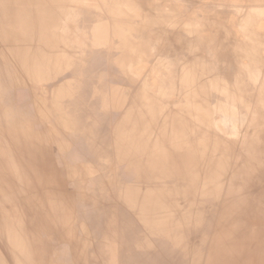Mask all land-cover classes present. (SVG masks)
Listing matches in <instances>:
<instances>
[{"label":"bare ground","instance_id":"6f19581e","mask_svg":"<svg viewBox=\"0 0 264 264\" xmlns=\"http://www.w3.org/2000/svg\"><path fill=\"white\" fill-rule=\"evenodd\" d=\"M192 1L0 0V255L6 264L36 262L29 240L36 233H29L25 212L34 215L31 227L45 226L41 230H54L68 243L57 247L46 239L47 253L40 252L37 264H76L89 247L113 262L118 237L111 225L101 230L102 214L109 208L100 204L115 200L114 166L100 120L111 123L110 89L120 93L122 86L132 95L133 78L142 83L140 98L150 120L134 141L144 142L150 156L149 166H128L131 175L141 170L166 178L165 163L173 157L195 164L200 148L186 146L180 153L182 146L169 144L178 140L177 131L183 139L207 131L197 113L203 104L208 122L251 136L252 143L240 151L250 161L241 173L264 176V154L255 153L264 146V131L256 130L264 125V1L245 0L238 12L235 0L206 1L212 4L207 10L193 7ZM253 1L259 10L252 9ZM183 20L186 27L178 31ZM137 40H149L154 51L164 53L145 52ZM16 90H21L18 97ZM189 98L192 117L186 111ZM134 141L127 137V145ZM127 145L119 147V159L129 155ZM207 147L211 153L213 146ZM96 164H104L103 173L109 174L101 177ZM117 171L123 174L119 166ZM146 187L144 204L151 208L159 196L157 186ZM158 189L165 190L166 200V187ZM167 189V201L175 202L178 188ZM136 199L135 194L134 204ZM256 200L264 213V192Z\"/></svg>","mask_w":264,"mask_h":264},{"label":"rangeland","instance_id":"374dc122","mask_svg":"<svg viewBox=\"0 0 264 264\" xmlns=\"http://www.w3.org/2000/svg\"><path fill=\"white\" fill-rule=\"evenodd\" d=\"M262 10H264V5L262 6ZM203 77L201 79L204 81L206 78ZM20 91L16 90V97L20 95ZM199 102L201 101L197 100V105H199ZM201 106V112H198V109L197 113L201 116L200 118H203L207 122L205 126L207 131L204 132L202 128V130H199L195 139L185 138L184 141H179L181 143L180 145H177L182 146V148L177 149L181 151L180 153L183 150H188V148H183L186 146L195 145L196 149L200 148L195 159V164L188 165L185 159L180 161L173 157L165 163V169L168 170V176L166 178H156L150 172V176L144 175L143 173V175L138 176L140 179H133V182L136 184L141 181L142 184L147 186L146 189H150V184H155L158 187H166V192L164 193V198L166 199L164 202L165 211L171 208V215L174 216L175 221L178 223L174 228L180 234L175 236L176 242H178L177 246H190V249L192 248V256L189 257L187 255L185 257L190 258L189 264H264V213L261 211V205L258 208V203H256V199L264 192V176H246V174L241 173L244 167H249L250 161L245 160L240 151L243 145L252 143L248 139L251 136L249 135L247 138L248 133L237 131L234 127L213 125L208 122L207 109H205L203 104ZM249 110L251 112L253 111L252 109ZM248 118L251 120L249 116ZM215 119L217 118L215 117ZM111 125L112 123L107 124L105 121L100 120V129L103 132L102 135L105 138V144L110 148L112 146L109 140V128ZM233 128L235 132H233ZM257 129H260L258 130L260 132L264 131V125L256 127ZM209 144L213 146L211 153H209L208 149L210 147L204 148V146H209ZM169 145L172 148L176 147L175 141ZM229 151L232 152L230 156ZM171 152L172 150L166 155H171ZM257 152L264 154V146L257 149L255 153ZM148 156L150 155L148 154ZM92 159L94 160V158ZM133 160L139 164L135 165L137 169H140L143 164L149 166L147 156L140 157V160L138 158L134 159L133 156ZM118 166L120 169L123 168L124 174H130L131 170H129L128 166H124V164H118ZM98 167L101 177L109 174V172L106 174L103 173L104 164ZM140 171L137 170L136 174H140ZM115 173L113 180H111V183L114 185L113 190L116 192L115 200H119L125 206L130 203V199L127 196V192H121V186ZM104 183L108 184L107 181ZM167 186L170 188H178L173 196L175 202L180 204V207L171 205L170 201H167L171 196ZM124 189L128 188L126 187ZM134 197L135 194H132L131 200L133 204ZM112 200H114V196ZM107 201H111V199ZM107 201L105 200L104 203ZM104 209L105 207H103ZM117 209L119 210L118 207ZM115 210L116 207L112 206L106 212H103L101 217V230L105 231V227L111 225L112 232L118 237L120 226L117 229L112 226L114 218L116 217ZM256 211H261V213L253 215V212ZM24 218L26 224L30 226V228H27L29 233L30 230L31 233L33 230L36 233L35 236H30L29 234V240H33L32 244L34 246L32 248L35 252L37 250L42 254L47 253L46 244L44 243L46 239L54 243L58 239L61 240L59 237L60 234L56 231L41 230L45 226L31 227L34 215L32 217L25 212ZM116 219L117 224H119V218ZM132 220L134 221V218ZM189 227H191L192 242H188L181 234L183 230H188ZM164 238L168 240L170 237L166 235ZM143 239V244L150 243L146 236ZM116 240L119 243V237ZM151 245L157 250L160 249L156 242H152ZM177 246L175 247L176 256L173 262L174 264H184L183 259L179 255L182 249H189ZM119 252L120 250L118 249V257L112 253L113 262L111 264H119ZM95 258L94 250L88 249L87 253L85 251L83 255L82 264H95ZM109 261L108 259L107 264H110ZM0 264H6V261L1 255ZM161 264L167 263L162 262Z\"/></svg>","mask_w":264,"mask_h":264},{"label":"crops","instance_id":"0c3cea01","mask_svg":"<svg viewBox=\"0 0 264 264\" xmlns=\"http://www.w3.org/2000/svg\"><path fill=\"white\" fill-rule=\"evenodd\" d=\"M206 1H210V2L216 1L217 2L218 0H195L194 2L192 1V3H189V4L192 5L193 7L198 8V9H202L201 7H203V9L207 10L209 8L208 5H212V4H207ZM235 1L237 3V6H233V10H235L236 12H238L239 10L242 11L244 8L240 7V5L241 6L245 5V0H241L242 2L240 4H239V0H235ZM180 4H182L183 7L185 8L184 3H180ZM253 8L259 10V5L256 7L255 1H253L252 9ZM237 21H238V18H237ZM160 22H162V21L160 20ZM184 22H186V20L178 22L177 28H176L178 31L181 29L184 30V28L186 27L183 24ZM162 23H164V22H162ZM164 24L167 25V23H164ZM125 25L127 26L126 28L129 31L137 32L136 27H134L132 24H125ZM146 25H148V24L146 23ZM109 34H110V31H109ZM125 39L127 40L128 38H124V41H125ZM136 43H140L139 44L140 49L144 50L145 52H148V53H152V52L164 53V50H160V51L156 50L157 52L154 51V49L151 45V42L149 40H146V41H143V40L138 41L137 40ZM144 43H147V44H144ZM116 52H117V50H116ZM109 54L111 56L113 54V51L112 52L110 51ZM170 54H171V52H169V55ZM164 57H165V55H164ZM170 57H171V55H170ZM189 62H190V59L188 60V63ZM165 63L166 62L162 63V65H164L163 67H165ZM167 63H169L167 67L171 66L170 61H167ZM179 64L180 63L173 64V67H175V65L178 66ZM186 64H187V62H186ZM187 68H189V71H190V67L187 66ZM111 72H112V70L109 71L110 74H111ZM112 80L117 82L115 79H112ZM139 81H140V79L137 77H136V80H135V78L130 80V84L132 86L131 89L134 91V93L132 95L129 94L127 96V94L122 91V86H120L121 89L119 87L120 93H116V91L113 90L112 88L110 89V92H109V95H110L109 96L110 97L109 115H110V119H111V123H112L111 127L109 128V140L111 141V145L113 146V147L111 146L112 156L110 159H111V163L114 166V172H116L115 174H117V177H118V180H119V183L121 186L120 190H121V192L123 191L124 193L127 192V196L130 199V203L126 204L124 206L122 202H120L119 200L116 199V200L107 201L106 203L100 204V206L105 207V208H111L112 206L116 207V210H115L116 211V217L114 218V222L112 223V226L115 227V229H117V227L120 226L119 232L117 231L119 233V236H118L119 237V243L118 242L116 243V244H118L117 246H118V249L120 250V252H119L120 258L118 259L119 264H157V263L161 264L162 262H166L167 264H174L173 259L176 256L175 255V247L178 244V242H176L177 240H176L175 236H178V234H179L176 230H174V228L176 227L175 225L178 223L175 221L174 216H171V212H172L171 208L169 209V212H168V210L165 211V204H164L165 200H162V197H163L162 196V194H163L162 190H159L158 189L159 187L157 186L156 194L159 196L158 197L156 196L155 205L153 207L149 208V206L144 204L143 187L145 184H142L141 181L139 183H136V184H134V182H133V179L134 180L140 179L138 176H141V173L140 174L135 173L134 175L130 174V175H127L124 177V172H123V174H120L117 171L118 164H124L126 166L139 165L138 163H136L133 160V156H134V159L138 158L140 160V157L148 156V154L150 155V152L146 150V147H144V142H141L138 140L134 141L136 138L141 137L145 126L149 125V121H150L149 118L148 117L146 118V116L144 115V110L146 107L144 105L145 100H144V98H140L141 96H143L144 92L142 91L143 88L141 87L142 83ZM132 83H134V84H132ZM112 90H113V92H111ZM133 100H135V101H133ZM191 101H193V100H191L189 98V100H188L189 106H188L187 111L192 114L191 115V117H192L193 113L195 114V112H194L193 107L191 106ZM111 104L114 106L115 109L111 106ZM174 105H178V102H176ZM113 110H114V112H113ZM115 127H117V128H115ZM176 134L178 135V141L177 142L175 141V145L177 146V145L181 144L179 141H184V139H183V136H181V133L179 131H177ZM120 136H121V141H120ZM122 136L125 137V140L122 138ZM128 136H130L131 139H133V141H134V142H132L133 144L127 145V137ZM160 144L165 145V143H160ZM124 145L130 146V153L126 157V159H123V158L119 159L121 155L118 154V149H119V147L121 148ZM20 148H21V144L19 145V153H20ZM114 172H112L113 175H114ZM143 178H144V176H143ZM114 180H115V178H114ZM152 185H155V184H152ZM126 187L128 189H124ZM122 188H123V190H122ZM139 191H141V192H139ZM140 193H141L142 197L140 196ZM132 194H136V196H137L135 204H133L132 200H131ZM139 197H141V199ZM169 201H170L171 205H177L180 207L179 203H176L172 200H169ZM117 207L119 208V210L117 209ZM126 208H127V210H126ZM89 210H90V208L88 209V211ZM134 217H136L135 218L136 222H134L132 220V218H134ZM116 218H119V224H117ZM129 219H130V221H129ZM167 223H168V225H167ZM139 225H140V228H138ZM145 226H146V228H145ZM154 229H155V231L153 232ZM166 229H167V232H166ZM145 232H147V233H145ZM142 234H144L148 238V240L150 241L149 244H143L142 245V243H141L142 241L140 240V237ZM181 234L185 239L188 240V242H192L193 237L191 236V227H189L188 230H183V232H181ZM135 235H137V236L135 237ZM166 235L170 237L168 240L166 238H164ZM131 238L133 241L131 240ZM129 241H130V243H129ZM139 241H140V243H139ZM87 242H89V241L87 240ZM152 242H156L160 249L157 250L155 247H153L151 245ZM92 243H93L92 246H94L95 242L93 241ZM51 244L56 245L57 247H61V246H67L68 243H66L64 240L58 239V241H56L55 243L51 242ZM129 244H130V246H128ZM140 244L143 248L140 246ZM132 245L134 247H132ZM88 246H89V243H88ZM177 247L189 249V250L182 249L181 254L179 255L183 259L184 264H189L190 258H185V257L187 255H189V257L192 256V254H191L192 248L190 249V246H188V247L177 246ZM88 249H90V247ZM94 249H95L94 253H95V257H96L94 260L95 264H107L108 263V258H107L108 254L106 255V254L100 253L96 248H94ZM118 249L116 248V257H118V253H117ZM127 250L129 252H127ZM138 250H141L144 252H141ZM135 253H136V255H135ZM39 254H40V252L37 250H36V252H33L32 256H33L34 261L37 262ZM132 254H133V256H132ZM130 257H131V259H130ZM82 259H83V256L79 262H77V260H75L76 264H82Z\"/></svg>","mask_w":264,"mask_h":264}]
</instances>
